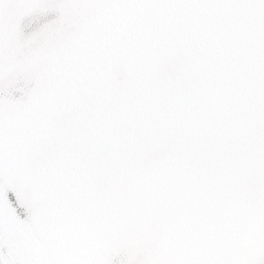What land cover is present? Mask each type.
<instances>
[{"label":"snow or ice","instance_id":"snow-or-ice-1","mask_svg":"<svg viewBox=\"0 0 264 264\" xmlns=\"http://www.w3.org/2000/svg\"><path fill=\"white\" fill-rule=\"evenodd\" d=\"M264 264V0H0V264Z\"/></svg>","mask_w":264,"mask_h":264},{"label":"water","instance_id":"water-1","mask_svg":"<svg viewBox=\"0 0 264 264\" xmlns=\"http://www.w3.org/2000/svg\"><path fill=\"white\" fill-rule=\"evenodd\" d=\"M118 261L119 264H128L126 254H121V256L118 258Z\"/></svg>","mask_w":264,"mask_h":264}]
</instances>
